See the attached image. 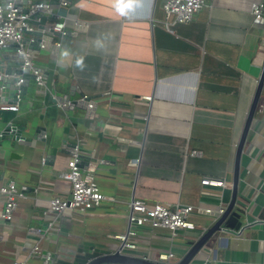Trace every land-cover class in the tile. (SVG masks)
<instances>
[{
    "label": "crops",
    "instance_id": "1",
    "mask_svg": "<svg viewBox=\"0 0 264 264\" xmlns=\"http://www.w3.org/2000/svg\"><path fill=\"white\" fill-rule=\"evenodd\" d=\"M47 1L68 33L41 50L27 48L45 84L31 78L17 101L18 90H1L0 81V187L13 180L24 192L12 221L2 218L0 193V264H44L80 243L115 249L122 244L117 235L136 228L138 246L128 251L150 260L156 251L172 252L163 264L180 263L235 196L238 144L264 71V14L257 19L252 7L264 0H206L192 20L171 24L164 0ZM84 94L94 109L81 103ZM64 98L74 105H59ZM75 146L82 163L95 165L109 199L89 211L56 214L50 199L70 194L62 173ZM239 174L243 226L217 231L189 264H264V86ZM204 177L227 186L206 185ZM134 199L193 205L196 227L138 228ZM241 209L238 200L234 210Z\"/></svg>",
    "mask_w": 264,
    "mask_h": 264
},
{
    "label": "built area",
    "instance_id": "2",
    "mask_svg": "<svg viewBox=\"0 0 264 264\" xmlns=\"http://www.w3.org/2000/svg\"><path fill=\"white\" fill-rule=\"evenodd\" d=\"M60 4L68 5L69 0H59ZM206 0H164L162 8L165 12V21L168 24L175 22H187L204 7ZM28 12L25 8L20 7L13 1H8L5 4L0 2V56L2 48L12 42L19 44L16 52L25 56L26 64H30L31 72L36 75L40 85L45 84L43 73L38 68H32V53L30 48L25 43L26 34L32 33L35 29L29 21L30 15L36 11L44 12L53 18L54 10L52 2L40 0L36 3L28 5ZM252 11L257 19L263 16L264 3L256 1L253 3ZM54 29L62 32V36L66 35V22L53 21ZM48 29V28H47ZM47 43V42H45ZM61 43H58L60 45ZM45 44H42V47ZM24 82L23 78L16 81V86L19 87ZM17 101L20 100L23 94L18 89ZM54 96V95H53ZM55 97V96H54ZM56 98V97H55ZM81 103L92 110L96 107V103L88 94L82 96ZM59 105L67 108L73 106V101L70 98H64L59 101ZM2 109L18 110V104H2ZM196 154L198 151H193ZM81 152L78 147H74L71 157L68 161V167L62 173V176L71 182V191L68 197L55 196L50 199V209L56 214L63 213L66 209H74L78 211H89L103 200H108L109 197L101 191L95 179V165L92 163H82ZM203 183L206 185H214L224 187L227 186V181L221 178L204 177ZM0 193L5 196L4 207L2 210V218L5 221H12L18 207V200L24 196V192L18 187L13 180L0 187ZM195 207L188 204H177L169 206L161 202L148 203L142 199H134L132 201L131 220L135 221L139 227H149L150 230L168 229L175 233L179 229H193L195 223L190 220V214ZM222 208L220 212H223ZM51 225V223H50ZM38 233H43L42 228H33ZM137 235V228L129 230L117 235L121 239L123 248L127 250L135 249L138 244L133 240ZM39 249L36 245L34 250ZM174 256L172 252L156 251L153 260L161 263H167ZM50 258L51 256H47ZM146 258V257H144ZM12 264H27L26 261L15 260Z\"/></svg>",
    "mask_w": 264,
    "mask_h": 264
},
{
    "label": "water",
    "instance_id": "3",
    "mask_svg": "<svg viewBox=\"0 0 264 264\" xmlns=\"http://www.w3.org/2000/svg\"><path fill=\"white\" fill-rule=\"evenodd\" d=\"M10 0L2 1L5 4ZM16 4H19V0H11ZM40 0H28V5L36 3ZM28 12V8L25 9ZM29 21L39 25L32 34L35 36L31 39L29 36H25V43L30 44V48L34 50H41L42 44L53 40L55 36H62V32L54 29L53 18L44 13L36 11L30 15ZM48 28V29H47ZM65 36V35H64ZM19 44L12 42L5 45L2 51L5 52L0 56V81L2 82L1 90L7 87H15L20 90V93L25 95L27 93V85L31 78H36V75L31 72L30 64H26L25 56L16 52ZM2 68V69H1ZM20 78L24 79V82L17 87L16 81ZM264 86V71L261 76L257 93L254 97L251 110L248 115L247 123L245 125L242 137L238 144L237 158H236V172L234 179V199L227 209L223 212H216L217 220L209 227V229L198 239L192 242V248L186 253L185 257L178 264H189L194 254L203 246L208 239H210L217 231L226 230L229 232H235L243 226L242 218L245 213L243 206L244 202H241L237 198L239 173H240V158L244 149L246 137L248 135L251 122L254 118L255 111L260 100L262 88ZM1 94V93H0ZM16 93L15 98H17ZM15 152H13L14 154ZM241 203L243 210H234L235 203ZM69 250L64 254H54L50 258H44V264H163L158 261H153L147 258L139 257L123 248V244L117 248H105L101 246H95L87 243H80L75 247L68 248Z\"/></svg>",
    "mask_w": 264,
    "mask_h": 264
},
{
    "label": "clouds",
    "instance_id": "4",
    "mask_svg": "<svg viewBox=\"0 0 264 264\" xmlns=\"http://www.w3.org/2000/svg\"><path fill=\"white\" fill-rule=\"evenodd\" d=\"M95 46H96L97 48H102V47H103V43H102V41H101L100 39H97V40L95 41ZM62 55H63L64 57H67L69 54H68V52L65 51ZM76 67L79 68L81 71L84 69L85 65H84L83 57H80V58H78V59L76 60Z\"/></svg>",
    "mask_w": 264,
    "mask_h": 264
}]
</instances>
